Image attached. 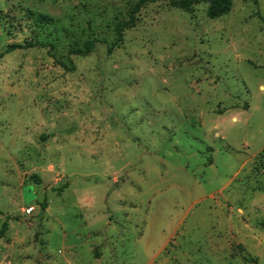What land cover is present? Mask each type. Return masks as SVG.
I'll use <instances>...</instances> for the list:
<instances>
[{"label": "rangeland", "instance_id": "374dc122", "mask_svg": "<svg viewBox=\"0 0 264 264\" xmlns=\"http://www.w3.org/2000/svg\"><path fill=\"white\" fill-rule=\"evenodd\" d=\"M256 1L0 0V264H264Z\"/></svg>", "mask_w": 264, "mask_h": 264}, {"label": "trees", "instance_id": "16d2710c", "mask_svg": "<svg viewBox=\"0 0 264 264\" xmlns=\"http://www.w3.org/2000/svg\"><path fill=\"white\" fill-rule=\"evenodd\" d=\"M159 1L166 2L170 7L177 8L186 12L190 11L192 6L194 5L204 4L207 6L206 17L210 20H214L229 14L232 8L233 1L235 0H137V6L142 7L146 4H153ZM242 1L252 2L255 6H257L256 0H242ZM256 15L261 19L258 13H256ZM37 19L42 22L49 20L46 16L43 15L37 16ZM261 20L264 23V19ZM134 24L135 23H134L133 14L131 13L129 15V19L127 22L115 26V39L111 44L107 45L106 48V54L108 56L111 55L114 48H117L121 45L123 41V32L126 29L133 28ZM96 43L97 41L95 40H88L82 44L81 48L70 51V54L77 55L80 57H85L94 51ZM34 47L48 48L49 50H52V46L49 44L39 43L34 45L31 42H25L23 45H13L5 49L3 52L0 53V59L5 55L10 54L16 49H30ZM70 70L72 71L73 69ZM32 180H34L37 184L40 182L37 177H32ZM7 229H8V221L5 220L0 228V239L3 238L4 233L7 231Z\"/></svg>", "mask_w": 264, "mask_h": 264}, {"label": "built area", "instance_id": "2783aa9c", "mask_svg": "<svg viewBox=\"0 0 264 264\" xmlns=\"http://www.w3.org/2000/svg\"><path fill=\"white\" fill-rule=\"evenodd\" d=\"M33 212H34V208L33 207H29L28 209L25 210V214L26 215H30Z\"/></svg>", "mask_w": 264, "mask_h": 264}]
</instances>
